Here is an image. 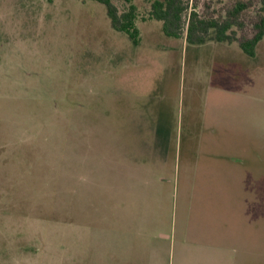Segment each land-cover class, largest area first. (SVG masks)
I'll return each instance as SVG.
<instances>
[{"label":"rangeland","instance_id":"rangeland-1","mask_svg":"<svg viewBox=\"0 0 264 264\" xmlns=\"http://www.w3.org/2000/svg\"><path fill=\"white\" fill-rule=\"evenodd\" d=\"M113 3L119 16L137 6L138 45L95 1L0 0V264H231V244L238 264H264V38L253 57L241 49L258 32L261 0H186L178 38L147 0ZM193 13L205 25L189 41ZM226 22L232 40L219 42L210 24ZM161 99L180 180L113 201L132 115ZM191 116L214 135L190 137ZM189 161L214 167L210 189L181 179ZM156 213L167 231L187 226L209 248L185 253L179 241L160 248L122 234L142 220L158 225ZM102 224L120 232L97 239Z\"/></svg>","mask_w":264,"mask_h":264},{"label":"crops","instance_id":"crops-1","mask_svg":"<svg viewBox=\"0 0 264 264\" xmlns=\"http://www.w3.org/2000/svg\"><path fill=\"white\" fill-rule=\"evenodd\" d=\"M150 103L151 102L147 104L148 106H143L144 109H142V114L140 116L133 114L132 119L130 120L133 127L130 129L129 134L127 135V176H121L120 178L117 177L112 180L111 189L113 201L120 200L121 194L125 195L126 197H130L129 199L132 200H135V198H145V196L148 194L147 192L152 189V186L157 188L156 190L152 189L154 194H162L163 192H167V185L171 184L173 180H180V168L178 167V163L173 157L170 156L171 150L169 149V140L171 134L169 133L170 126L168 122L169 117L167 114L166 100L161 99L158 103H154V105H150ZM194 111L195 108L192 109V113ZM186 126L188 128L190 137L204 138L214 135L212 132H207L209 130H207L208 126L205 120H199L195 116H191ZM116 133L117 132H113L115 137L117 135ZM119 148V141L116 138V140L112 143V149L113 151H118ZM140 153H142L143 157L138 156ZM196 154H198V152ZM116 155L117 152L115 154V158ZM198 157L199 156L196 155L195 161L199 159ZM240 161L246 164V160ZM213 168L214 167L210 165H208L206 168H202V165H199V163L189 161V163L184 164L183 176L181 179H184L185 183L188 185H202L207 186L206 188L210 189L208 185H211L214 181L210 175ZM121 174L123 175V172ZM202 174H209V176H201ZM121 187H125L126 193L120 192ZM137 192H139V194H137ZM137 213L138 212H133V217L137 216ZM143 215L146 216V212ZM152 215L149 216L152 217ZM153 216L156 218L154 219V222H156L158 225L149 227L145 225V220H142V224L139 226H128L121 230L124 231L122 234L129 237L130 241L135 239L137 243H139L141 240L148 239L150 243H155L160 248L164 246L167 248L170 246L171 249L172 247H176V243L179 241V243L185 247L183 249L185 253L188 250V247L204 250L209 248L205 247L204 245L209 243L208 240H198L194 242L190 241L192 236L190 234V236L188 235L189 227L186 226V228L182 230L183 235L179 236L172 230L167 231L165 226L161 225V214L156 213ZM94 229V233L96 234H94L95 238L97 237L98 239V236H100V238L102 240L104 239L105 241L108 240L106 237H114L115 233L120 232L118 229L114 230L105 224H102L101 226L97 225ZM194 230L195 232L198 231L196 228H194ZM108 234L110 235L108 236ZM96 245L99 246L98 243H96ZM210 247L212 248L214 246ZM135 251H137V249ZM132 253L134 254L135 252L132 251ZM227 253V258H229L228 260L231 264L241 263L240 259L238 258L239 249L236 248V245L231 244ZM147 255L148 253L144 252L142 256Z\"/></svg>","mask_w":264,"mask_h":264},{"label":"trees","instance_id":"trees-1","mask_svg":"<svg viewBox=\"0 0 264 264\" xmlns=\"http://www.w3.org/2000/svg\"><path fill=\"white\" fill-rule=\"evenodd\" d=\"M101 3L106 6L108 11V16L110 17L113 27L119 31L126 33L135 45L139 44L140 41V31L136 25L137 20V6L132 4V0H126L131 3L129 6V11L124 13L122 16L118 15L117 8L115 7L113 0H90ZM152 4L151 17L155 20L163 22V31L167 36L178 38V30L180 29V24L182 21V14L185 7L186 0H147ZM246 9V6L239 4L234 10V17H237ZM261 9L264 13V0H261ZM196 14L191 15L189 28H188V40H193V34L195 31L204 27L205 22L198 21ZM214 28H218L217 31V41L223 42L232 40L230 36L227 35V31L233 26V22H226L222 27L218 24H210ZM257 27V34L255 37L241 44V49L249 56H255V48L264 38V15L261 17ZM204 40L200 39L199 43H203Z\"/></svg>","mask_w":264,"mask_h":264}]
</instances>
